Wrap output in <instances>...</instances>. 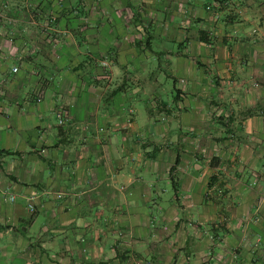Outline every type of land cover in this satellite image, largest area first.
<instances>
[{
  "label": "crops",
  "instance_id": "obj_1",
  "mask_svg": "<svg viewBox=\"0 0 264 264\" xmlns=\"http://www.w3.org/2000/svg\"><path fill=\"white\" fill-rule=\"evenodd\" d=\"M0 150V264H264V0H0Z\"/></svg>",
  "mask_w": 264,
  "mask_h": 264
},
{
  "label": "rangeland",
  "instance_id": "obj_2",
  "mask_svg": "<svg viewBox=\"0 0 264 264\" xmlns=\"http://www.w3.org/2000/svg\"><path fill=\"white\" fill-rule=\"evenodd\" d=\"M208 8L206 9L205 7V9L206 10H209V11H211V9L213 8V11H218L217 9H216V7H214V6H207ZM227 7V6H226ZM224 8V10L225 11H227V12H231L232 10H230L229 8ZM51 18H48V17H44L43 18V23H42V26L43 27H51L50 26V24H51ZM172 43L173 42H171L170 43V45H172ZM107 61V60H106ZM104 64H106L105 62H103ZM8 76H12V74L10 75H8ZM7 193H14L15 194V196H14V199H13V201H10L9 200V198H8V194H6V195H4V196H2V198H3V200H2V204H3V206L5 207V209L7 208H11L13 205H19V206H22V198H21V196L14 190V189H12L11 187H10V189H8V192ZM222 193V190L220 189V193H218V194H221ZM22 225V224H21ZM21 229V228H20Z\"/></svg>",
  "mask_w": 264,
  "mask_h": 264
},
{
  "label": "trees",
  "instance_id": "obj_3",
  "mask_svg": "<svg viewBox=\"0 0 264 264\" xmlns=\"http://www.w3.org/2000/svg\"><path fill=\"white\" fill-rule=\"evenodd\" d=\"M127 5H128V9L131 11L133 17L135 18L137 16V12L135 11V9L129 4V2H127ZM198 34H199V37L202 41H204V34L205 32L203 30H199L198 31ZM0 153H5V154H8V155H12L14 154V152H11V151H8V150H0ZM177 161V159H176ZM212 166L213 164L210 163ZM216 177L215 175H211L208 179V186H210L214 181H215ZM19 231V230H18Z\"/></svg>",
  "mask_w": 264,
  "mask_h": 264
},
{
  "label": "built area",
  "instance_id": "obj_4",
  "mask_svg": "<svg viewBox=\"0 0 264 264\" xmlns=\"http://www.w3.org/2000/svg\"><path fill=\"white\" fill-rule=\"evenodd\" d=\"M15 70H16V68H12V71H15ZM57 118H58V123H61L62 115L60 113L57 114ZM217 192L220 193V190L218 189ZM27 209L29 212H32L33 206L31 204H28Z\"/></svg>",
  "mask_w": 264,
  "mask_h": 264
},
{
  "label": "water",
  "instance_id": "obj_5",
  "mask_svg": "<svg viewBox=\"0 0 264 264\" xmlns=\"http://www.w3.org/2000/svg\"><path fill=\"white\" fill-rule=\"evenodd\" d=\"M21 230H22V228H21Z\"/></svg>",
  "mask_w": 264,
  "mask_h": 264
}]
</instances>
